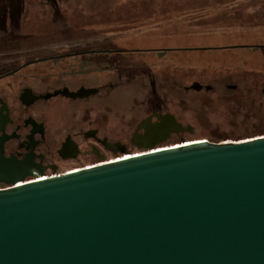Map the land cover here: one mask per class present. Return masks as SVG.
<instances>
[{"label": "water", "instance_id": "obj_1", "mask_svg": "<svg viewBox=\"0 0 264 264\" xmlns=\"http://www.w3.org/2000/svg\"><path fill=\"white\" fill-rule=\"evenodd\" d=\"M8 181L0 264H264V135Z\"/></svg>", "mask_w": 264, "mask_h": 264}, {"label": "flooded vegetation", "instance_id": "obj_2", "mask_svg": "<svg viewBox=\"0 0 264 264\" xmlns=\"http://www.w3.org/2000/svg\"><path fill=\"white\" fill-rule=\"evenodd\" d=\"M23 29H11L7 37L6 29H0V178L5 179L0 189L13 185L8 180L19 183L61 176L126 155L187 143L196 132L194 119L199 121L197 115L190 118L189 92L198 96L196 114L201 103L208 106L214 100L201 99L203 92L228 99L201 79L185 86L179 82L183 93L173 92L171 77L158 86L152 79L136 91V98L146 94L137 101L143 115L126 135L117 108L126 58L110 55L121 49L105 47L108 40L95 39L89 28L67 33L55 29L42 35ZM212 78L230 89L232 98L244 92L227 76ZM185 108L184 116L180 112Z\"/></svg>", "mask_w": 264, "mask_h": 264}, {"label": "rangeland", "instance_id": "obj_3", "mask_svg": "<svg viewBox=\"0 0 264 264\" xmlns=\"http://www.w3.org/2000/svg\"><path fill=\"white\" fill-rule=\"evenodd\" d=\"M20 28L37 35L89 28L95 39L108 40L105 47L121 49L110 55L126 58V79L117 104L126 135L143 115L137 101L146 94L136 98L138 87L152 79L158 86L170 77L176 93H183L179 82L185 86L201 79L227 94L224 100L203 92L201 99L214 100L208 106L201 103L196 114L198 96L189 92L190 118L197 115L199 121L194 119L196 132L188 142L264 135V0H0L4 36ZM138 74L142 76L132 79ZM218 75L244 90L238 99L214 81ZM180 113L185 116L187 109Z\"/></svg>", "mask_w": 264, "mask_h": 264}, {"label": "built area", "instance_id": "obj_4", "mask_svg": "<svg viewBox=\"0 0 264 264\" xmlns=\"http://www.w3.org/2000/svg\"><path fill=\"white\" fill-rule=\"evenodd\" d=\"M136 155H138V153H135V154H131V155H126V156H124V157H122V158H127V157H130V156H136ZM121 159V158H120ZM41 179V178H40Z\"/></svg>", "mask_w": 264, "mask_h": 264}, {"label": "trees", "instance_id": "obj_5", "mask_svg": "<svg viewBox=\"0 0 264 264\" xmlns=\"http://www.w3.org/2000/svg\"><path fill=\"white\" fill-rule=\"evenodd\" d=\"M252 47V46H251ZM257 47H259V46H253V48H257Z\"/></svg>", "mask_w": 264, "mask_h": 264}]
</instances>
